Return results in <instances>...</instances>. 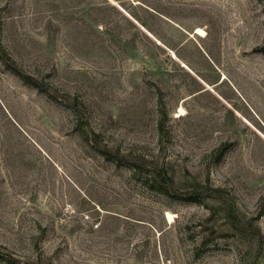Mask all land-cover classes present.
<instances>
[{
    "label": "rangeland",
    "instance_id": "374dc122",
    "mask_svg": "<svg viewBox=\"0 0 264 264\" xmlns=\"http://www.w3.org/2000/svg\"><path fill=\"white\" fill-rule=\"evenodd\" d=\"M262 45L264 0H0V264H264Z\"/></svg>",
    "mask_w": 264,
    "mask_h": 264
},
{
    "label": "trees",
    "instance_id": "16d2710c",
    "mask_svg": "<svg viewBox=\"0 0 264 264\" xmlns=\"http://www.w3.org/2000/svg\"><path fill=\"white\" fill-rule=\"evenodd\" d=\"M259 51H262L264 52V45H262L261 47L258 48ZM22 80H24L26 83H30L28 78L23 75L21 72H18V70H13ZM158 128L159 130L161 131L162 129V122L161 120L159 121V124H158ZM150 177H153V176H150ZM163 181H160V182H157V186L154 188L156 189L157 191L161 192V193H166L165 190H163V188H161V186L163 185L162 183ZM191 200L192 201H195V202H200L201 200L197 198L196 194H194L193 196H191ZM7 264H17V260L15 258H9Z\"/></svg>",
    "mask_w": 264,
    "mask_h": 264
},
{
    "label": "bare ground",
    "instance_id": "6f19581e",
    "mask_svg": "<svg viewBox=\"0 0 264 264\" xmlns=\"http://www.w3.org/2000/svg\"><path fill=\"white\" fill-rule=\"evenodd\" d=\"M204 33H205V31L201 27H196L195 34H198V35L202 36V35H204ZM179 110H180V112L183 113V109L182 108H180ZM167 216H168L169 219L172 218V217H170L171 215H169V214H167Z\"/></svg>",
    "mask_w": 264,
    "mask_h": 264
}]
</instances>
